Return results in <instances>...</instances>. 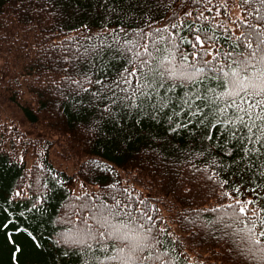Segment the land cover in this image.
Listing matches in <instances>:
<instances>
[{"label": "trees", "instance_id": "trees-1", "mask_svg": "<svg viewBox=\"0 0 264 264\" xmlns=\"http://www.w3.org/2000/svg\"><path fill=\"white\" fill-rule=\"evenodd\" d=\"M256 9H260L256 15H264L258 3L245 0H0V100L19 105L23 92L18 81L23 78L28 98L18 108L40 134L30 137L5 125L3 130L11 133L0 138V178L6 174L10 179L2 185L1 178L0 186L10 202H27L48 213L47 233L21 247L18 264H93L86 245L66 243L65 234L77 233L85 221L95 227L93 210L101 205L122 216L126 211L138 215L143 205L137 197L158 210L152 213L153 231L168 230L170 235L161 234V239L172 242L167 248L174 264H255L241 250H247L243 237L252 221L256 233L264 230L260 224L264 155L245 148L260 144L246 143L242 137L247 129L242 125L227 124L234 107L217 118L205 106L207 119L201 113L193 116L188 106L181 109L177 97L195 89L177 82L165 93L171 81L163 87L148 84L141 71L147 73L149 66L141 65L144 56L137 57L136 52L143 54V44L154 57H164L168 55L164 49L177 43L185 54L191 53V45L179 37L192 39L187 25L194 20L205 28L219 24L216 31L222 34L211 47L228 52L235 41L226 38L232 30L236 37L243 36V23H257ZM177 14L176 23L184 24L173 29L170 21ZM165 28L161 40L156 30ZM143 33L154 37L141 40ZM153 39L158 50L153 49ZM205 58L211 61L213 56ZM125 78L131 83L125 84ZM138 78L143 89L137 87ZM153 88L155 99L172 97L163 109L131 106L141 103V91L152 93ZM133 90L136 95L127 99ZM226 102L227 98L221 99L213 107H224ZM200 103L197 100L192 108ZM3 123L0 118V129ZM177 124L181 126L172 131ZM28 146L36 159L31 167L19 158L30 155ZM74 180L96 190L75 194ZM237 199L255 202L248 205L247 218L240 215L245 223L233 217L232 209L225 214L224 206L236 204ZM219 216L224 217L222 223H216ZM7 255L0 256V264H13L12 255Z\"/></svg>", "mask_w": 264, "mask_h": 264}, {"label": "snow or ice", "instance_id": "snow-or-ice-1", "mask_svg": "<svg viewBox=\"0 0 264 264\" xmlns=\"http://www.w3.org/2000/svg\"><path fill=\"white\" fill-rule=\"evenodd\" d=\"M211 2V0H209ZM245 3H258L264 8V0H245ZM211 11V9H208ZM260 9H256L253 13L254 18L257 20L255 24L243 23V27L246 29L245 33L241 37H236L234 30L232 35L226 38V42L234 40L235 43L231 44L228 52L221 51L220 48H212L213 43H218L219 36L216 29L220 27L219 24L209 26L207 28L197 26L195 20L187 25L188 31L192 35V39H188L186 36H180L179 40L191 45L193 51L185 54L177 43H172L171 48H165L164 51L168 52L167 56L154 57L153 52L149 51L147 45L141 44L144 51L143 54L139 51L136 52V56H144L141 59V65H148V72L141 71V76L148 84H155L156 87H163V85L171 81L167 88H164L165 93L172 91L177 82L180 85H190L195 91L185 92L181 97H177V103L181 109L184 106H188L191 114L197 115L201 113L204 115V119L208 118V113H203L205 106L208 107L209 113L219 118L221 114L225 113L227 108L234 107L235 112L227 120V124L235 125L240 124L244 129H247V133L242 137L246 143L260 144V148H255L245 151H255L261 153V148H264V15H256ZM187 16H191V12L186 13ZM178 14L170 21V26L176 29L184 24L181 20L180 24L176 21L179 20ZM215 17H213V20ZM167 28L161 30L157 29L156 33L160 34L161 40L165 37L163 32H166ZM225 31H228L225 29ZM150 35L154 37V34L143 33L141 40L147 39ZM169 40H174V37H168ZM205 43L209 44V48L204 49ZM153 49H156V41L153 39ZM203 49V51H200ZM238 49H243L239 51ZM176 52H180L179 60L176 58ZM212 55L211 61L205 57ZM189 56L192 57L189 60ZM156 59L159 63L151 65L150 61ZM221 59L227 62L221 64ZM130 76H135L136 73H129ZM74 84H79V81H70ZM125 84L131 82L125 78L123 81ZM100 83V81H97ZM119 84V82H116ZM197 85H203L200 89ZM137 87L143 89L145 85L139 83L137 80ZM220 89L219 92L216 90ZM136 95V91L133 90L131 96L126 97L131 99ZM155 88L152 93L141 91V103L136 105L133 103L132 107L143 108L145 104L151 107L154 111L163 109L166 106L168 100H171V96L159 97L155 99ZM227 98L229 102H226L224 107H213L217 101ZM199 100L201 103L195 105V109L192 105ZM258 110V111H257ZM242 113V115H241ZM179 115V112L175 113ZM245 116L248 120H245ZM171 119V117H169ZM257 121L260 123L257 124ZM203 121H201L202 123ZM217 122H221L217 119ZM139 123V122H137ZM181 125H174L172 131H176ZM185 127L187 125H184ZM213 123L211 127H215ZM255 129V131H253ZM259 133V135H257ZM233 136H236V132H232ZM255 137V140H253ZM211 139L212 137H207ZM240 139V138H238ZM228 154H231L229 151ZM97 166L99 164L97 162ZM264 174V173H262ZM223 183H227L224 181ZM128 190L125 189V192ZM239 193V188L234 189ZM254 191V189H253ZM224 195H229L225 193ZM136 202L143 205V211H140L138 215L134 216L132 212L126 211L124 218L120 212L106 205H101L93 210V219L96 221V225H88L85 221V227L79 229L77 233L71 232L65 234L66 243H74L80 245H86V250L91 252L90 259L93 264H174L171 257L168 255V243L171 241H165L161 239V234L170 235L166 228H160L157 231H153V216L152 213L158 211L147 200H141L138 197L135 198ZM255 203L251 200L240 201L236 200V204H228L224 206L225 214L227 209L233 210V217L240 219V215L247 218L248 205ZM237 206L238 209H237ZM127 208V205H125ZM214 212H220V209H213ZM264 212V209L261 210ZM239 215H238V214ZM200 213H197L198 217ZM232 218V217H230ZM223 216H219L216 223H222ZM148 221L149 223H145ZM196 223V217L190 221ZM244 219H240V223H245ZM9 221L6 224H0V228H7ZM260 224L264 227V218L260 219ZM252 227L248 228L245 236L243 237L248 247L245 250H241V254L245 255L255 262V264H264V230L256 233L255 221H252ZM207 226V222H205ZM231 227L232 225H225ZM17 231H22L17 229ZM237 231H244L239 229ZM236 234V233H234ZM34 239V238H33ZM7 240L11 243L13 248L12 261L13 264H18V254L22 253L21 247L17 244L11 232L7 235ZM95 244V248L93 245ZM111 249V252L109 251ZM100 253L101 255H96ZM63 255H67L64 252ZM167 257V259H166Z\"/></svg>", "mask_w": 264, "mask_h": 264}, {"label": "rangeland", "instance_id": "rangeland-1", "mask_svg": "<svg viewBox=\"0 0 264 264\" xmlns=\"http://www.w3.org/2000/svg\"><path fill=\"white\" fill-rule=\"evenodd\" d=\"M18 84L20 90L23 92V99H19V105L0 100V118L6 122L3 123L2 129H0V138L1 134L11 133L5 132L3 130L7 123H9L13 127H17L18 130L24 131L30 137L38 136L39 134V132H36L38 131V129L35 130L32 126L28 124V118L26 117L25 113L23 111L21 112V110L18 108L21 105H25L26 99L28 98V96L26 95L28 94L26 87L27 83L24 82L23 78H21L20 81H18ZM25 150H27L30 155L27 158H23L20 154L19 158L21 160H25L27 167H31L36 160L35 155H33L34 151L32 147L29 146ZM6 165V163H3V168H5ZM56 165L62 169L64 168L60 161H57ZM68 172L72 173L71 169H68ZM1 176L2 185L3 183L7 184V182H9L10 176L6 174H2ZM71 188L73 193L75 194H79L82 192H92L93 190H96L95 186H92L89 183L79 180H74L71 185ZM7 193V190L0 186V224H6L11 221V223L8 224L7 228H0L1 257L8 256L7 254L12 255L13 253L14 246L7 240V235L9 232L12 233L13 238L15 239L17 244L22 247L26 243H35V240L38 237L40 238L41 235L47 233L46 230L48 226V213L46 211L47 209H39L36 206L31 205L27 202L12 203L7 197ZM17 229H20L22 231H17Z\"/></svg>", "mask_w": 264, "mask_h": 264}]
</instances>
